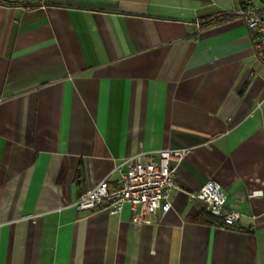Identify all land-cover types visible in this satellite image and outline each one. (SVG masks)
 I'll return each mask as SVG.
<instances>
[{"label":"crops","instance_id":"0c3cea01","mask_svg":"<svg viewBox=\"0 0 264 264\" xmlns=\"http://www.w3.org/2000/svg\"><path fill=\"white\" fill-rule=\"evenodd\" d=\"M247 5L264 21V0H0V264H264V67L231 16ZM162 150L186 151L164 216L72 208ZM208 180L233 226L187 197Z\"/></svg>","mask_w":264,"mask_h":264},{"label":"built area","instance_id":"2783aa9c","mask_svg":"<svg viewBox=\"0 0 264 264\" xmlns=\"http://www.w3.org/2000/svg\"><path fill=\"white\" fill-rule=\"evenodd\" d=\"M233 17L244 22L252 37L256 57L264 67V21L254 8L244 6L233 12ZM185 150H162L156 153H140L125 160L126 170L121 174L116 188L108 187L104 179L96 187L79 196L72 208L76 212H85L103 207L109 215H117L127 205L131 213V223L136 227L152 223V215L164 216L170 209L172 195L181 191L176 186V165L185 154ZM117 169V167H116ZM189 199H195L205 206V211L220 219L225 226H233L240 215L225 212V196L220 186L208 180L196 192H187ZM259 194L258 192L253 195Z\"/></svg>","mask_w":264,"mask_h":264},{"label":"trees","instance_id":"16d2710c","mask_svg":"<svg viewBox=\"0 0 264 264\" xmlns=\"http://www.w3.org/2000/svg\"><path fill=\"white\" fill-rule=\"evenodd\" d=\"M231 16H233V15H231ZM203 219H204L206 224H210V225H220L221 224V222H219L220 221L219 219L210 216L208 213H206L204 215Z\"/></svg>","mask_w":264,"mask_h":264}]
</instances>
